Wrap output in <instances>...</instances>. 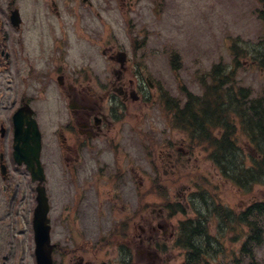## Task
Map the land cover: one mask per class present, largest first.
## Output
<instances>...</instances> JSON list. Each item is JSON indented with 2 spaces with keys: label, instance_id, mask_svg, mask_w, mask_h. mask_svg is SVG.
<instances>
[{
  "label": "rangeland",
  "instance_id": "rangeland-1",
  "mask_svg": "<svg viewBox=\"0 0 264 264\" xmlns=\"http://www.w3.org/2000/svg\"><path fill=\"white\" fill-rule=\"evenodd\" d=\"M26 1L32 0H23L24 4ZM106 1L107 5L105 0L95 2L96 12L90 13L89 16L96 23L97 36L93 35L94 41L82 36L79 41L82 52L84 53L90 44L96 53L94 56L96 70L101 77L109 75L114 66V62L102 53L106 46L116 45L120 49H132L133 52H138L143 60L139 73L149 76L156 83V87L148 93L149 99L129 100L127 105L118 110L119 119L113 132L94 144V148L80 163L81 169L78 174L88 179L105 174L115 176L119 175V170L122 173L124 169H128L125 173L129 176L126 196L135 203L133 185L135 182H139L140 187L144 185L145 202L149 203L146 217L155 215L148 212L151 210L159 213L160 208L164 207L162 203L165 202L164 200L167 201V198L180 203L187 202V198L200 187L213 194L216 201L233 210L243 209L255 200H264V183L254 185L250 191L241 190L220 175L205 150L201 147H193L194 145L191 147L186 136L178 128L173 127L170 117L172 111L168 109L166 103L168 98L184 101V88L201 94L202 79H206L212 65L219 60L234 68L236 64L232 43L235 39L240 40L242 47L240 62L236 67L237 79L242 85L250 87L255 96H264V62L254 59V54L259 49L256 47L260 45L259 42L264 35V23L259 17L260 10L261 12L264 10V2L262 0ZM8 2L9 0H0V17L3 21L8 15ZM44 2L38 0L39 5ZM77 15L82 18L83 12L79 11ZM77 15L66 14V21L74 19ZM80 26L81 24H79V32L82 33ZM24 31H26L24 34L26 45L25 50L21 48L20 53L29 51L34 57L39 52V47L35 45V37L43 35L46 30L39 29L36 21L30 18L28 25L25 24ZM8 43L10 47H16V40L10 39ZM253 47L255 50H252ZM26 68L27 64L24 63L23 69ZM13 78L12 69L5 68L0 62V121L6 122L11 115V105L16 97L12 92L15 83ZM29 91L37 93L36 86L32 85ZM48 100L49 102L44 103ZM38 104L42 107L39 109L41 112L39 123L44 135L42 160L49 178L52 200L61 205L60 200L67 194V190L60 187V182L62 176L68 173L67 162L62 158L58 147L57 128L67 117L68 106L64 100L58 98V89L55 86L50 88L49 94L39 100ZM170 127L174 128L173 131ZM168 136H172L175 140L174 152H177L178 148L189 151L183 153L178 150L175 155V167L172 163H168L171 148L162 147L160 142H164ZM238 139L245 153L250 154L248 139L242 134ZM0 144L7 148L6 140ZM20 170L18 179L21 183V195L29 199L33 183L26 170L24 168ZM136 174L134 180L131 179V176ZM155 181L158 183L155 184ZM33 188L35 192V187ZM105 195H109L106 189L99 190V198L110 197ZM6 206L7 202L2 197L0 200L1 245L9 246L6 240H20V244H28L27 254L24 253L25 247L21 253L22 264H36L32 216L29 209L21 204L17 206V211L24 208V211L20 212L23 217L18 213L17 226L15 225L12 231L8 224L16 218V215L8 218ZM103 208L98 204L93 212L90 210L91 213L87 208L88 213L84 218L88 221L91 217L96 227L100 224L99 220L95 221V219L101 218L105 227L104 232L110 225L118 223L127 213L126 210L120 209L100 217ZM189 213L193 215L191 208ZM54 217L57 223L58 211L54 212ZM183 218L184 215L177 214L172 219L174 237L177 235L178 221ZM209 220L210 233L214 237H219L220 242L217 254L207 255L202 264H264V242L258 247L251 248L250 251L255 254L252 259L251 256L243 255L241 252L244 236L240 238L237 234L240 227L235 226L236 229L233 230V226H229L222 231L218 228L217 217L209 214ZM58 227V223L55 224V228ZM98 234L99 232L96 231L92 241L99 238ZM175 241V238H172L168 252L163 250L166 253L164 258L170 261L168 264H182L185 258V250L178 247ZM121 243L122 241L116 247L118 252H121ZM146 264L151 263L146 261Z\"/></svg>",
  "mask_w": 264,
  "mask_h": 264
},
{
  "label": "flooded vegetation",
  "instance_id": "flooded-vegetation-1",
  "mask_svg": "<svg viewBox=\"0 0 264 264\" xmlns=\"http://www.w3.org/2000/svg\"><path fill=\"white\" fill-rule=\"evenodd\" d=\"M86 1L88 7L91 8L92 2ZM35 3L37 5L33 6ZM9 7L11 10L19 9L21 20L19 24H15L10 16L4 17V21L0 18V43L3 49H6L5 46L10 39L16 40V47L8 49V63L13 71V81L17 83L16 88L21 84L25 89L20 92L16 90L18 103L20 105L32 104L37 95L28 94L26 88L34 84L44 93L48 92L49 87L56 85L60 90L58 97L68 104L67 117L59 126L58 131L59 145L63 158L67 162L68 175H63L60 182L61 186L67 190V194L63 195L59 212L60 229L58 239L54 242V264H146V261L151 264H168L170 261L164 258L166 253L162 251L169 248L174 232L166 201L162 203L164 207L160 208L159 213L151 210L148 212L155 213V215L146 217L149 203L145 202L144 185L140 187L139 182L133 185L135 203L126 196L129 176L125 173L128 169H124L122 173L119 170V175L105 174L88 179L78 174L84 155L90 153L95 142L101 141L113 132L117 111L121 105L122 107L127 105L131 97L130 92L135 89L147 94L153 91L156 83L152 82L148 76L134 74L130 77L128 67L116 71L119 65L113 59H117L116 54L119 50L114 46L104 50V54H108L107 58L115 62L111 72L109 75L98 76L90 44L85 49V58H82V54L76 51V42L77 39L79 40L76 32L79 25L76 19L66 21L67 17L63 16L66 13H76L78 9H81L77 0H47L43 5L31 2V5L24 6L19 0H11ZM30 18L37 23H41L43 18L47 19L43 21L47 31L37 37L39 52L34 57L29 51L20 53L21 48L25 50L24 34L26 31L24 29ZM82 25L85 28L83 33L88 36L87 39L91 40L94 26L92 27V23L89 25L82 23ZM67 29L72 30L74 37ZM5 55L7 56V53ZM128 62L134 63V55L128 57ZM24 63L27 64L26 69H23ZM119 102L121 105H118ZM12 132L13 124L11 123L5 137L8 141L9 152ZM174 141L170 138L167 144L169 149L171 148L168 163H172L173 167L176 165L175 155L178 150L183 153L188 152L181 148L174 152ZM9 158L7 163L9 176L2 185V193L6 195V211L14 215L18 204L17 177L20 173V166L11 160L10 154ZM136 176L137 174L132 175L131 179L134 180ZM47 189H49L48 186ZM104 189L109 193L105 196L110 197L101 199L98 196L99 190ZM21 200L24 202L25 198ZM168 202L172 205V199ZM98 204L104 207L101 209L100 217H105L104 214L109 215L107 213H114V210L120 209L126 210L127 213L118 223L110 225L111 228L109 227L105 232L101 218L95 219V221L99 220L100 225L98 226L104 233L100 241L97 239L92 241L96 232V223L91 221V217L88 221L84 217L88 211L93 212ZM26 205L32 212V198L28 200L26 198L24 207ZM120 241H122L121 252H118L116 247L119 246ZM6 255L5 264H16L18 257L15 253L12 254L7 250L2 254L0 246V258ZM1 263L3 260H0Z\"/></svg>",
  "mask_w": 264,
  "mask_h": 264
},
{
  "label": "trees",
  "instance_id": "trees-1",
  "mask_svg": "<svg viewBox=\"0 0 264 264\" xmlns=\"http://www.w3.org/2000/svg\"><path fill=\"white\" fill-rule=\"evenodd\" d=\"M261 16L264 19V14ZM208 79L211 83L202 82L203 94L189 92L183 104H175L176 124L189 131L198 143H209L213 148L212 159L227 177L240 185L264 183V99L251 98L250 89L237 86L236 71L224 65H215ZM239 124H245L243 130L262 153L261 159L252 158L253 165L249 167L237 142ZM198 196L200 204L196 210L200 218L187 219L180 225L179 241L187 250L184 264H200L204 256L218 252L219 241L208 230L205 212L209 209L227 226L234 221L246 226L244 249L261 241L264 202L250 205L233 218L232 212L215 205L210 195L199 193ZM182 210L185 212L184 207Z\"/></svg>",
  "mask_w": 264,
  "mask_h": 264
},
{
  "label": "water",
  "instance_id": "water-1",
  "mask_svg": "<svg viewBox=\"0 0 264 264\" xmlns=\"http://www.w3.org/2000/svg\"><path fill=\"white\" fill-rule=\"evenodd\" d=\"M32 113L33 111L28 106V108L19 109L14 116L16 126L14 154L19 163L27 164L33 179L42 182L45 176L40 161L41 134ZM37 200L38 205L34 216L37 263L53 264V246L50 238V219L48 218L49 203L43 186L38 187Z\"/></svg>",
  "mask_w": 264,
  "mask_h": 264
}]
</instances>
